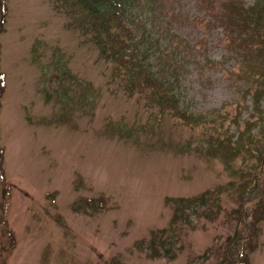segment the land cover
Wrapping results in <instances>:
<instances>
[{"label": "rangeland", "instance_id": "obj_1", "mask_svg": "<svg viewBox=\"0 0 264 264\" xmlns=\"http://www.w3.org/2000/svg\"><path fill=\"white\" fill-rule=\"evenodd\" d=\"M132 1L136 15L127 16L150 31L154 26L152 40L171 45L175 33L190 44L187 49L182 42L177 57L186 53L177 90L188 110L200 115L199 124L182 123L145 95L125 92L112 74L115 63L103 60L90 33L76 25L85 18L77 0H6L0 145L4 180L11 185L6 228L15 245L2 255L0 222V257L4 264H221L238 219L248 213L259 220L247 259L264 264V203L239 198L254 177L263 187L264 97L255 110L243 94L249 76L240 69L248 61L236 60L241 49L230 43L234 33L195 0L177 3L173 13L188 19L181 21L148 0ZM164 1L169 7L174 0ZM202 36L204 49L197 43ZM248 120L260 122L250 125L247 151L228 168L209 136L233 134L235 140ZM214 189L218 206L191 213L189 224L172 222L168 199ZM151 249L160 254L151 256Z\"/></svg>", "mask_w": 264, "mask_h": 264}, {"label": "trees", "instance_id": "obj_2", "mask_svg": "<svg viewBox=\"0 0 264 264\" xmlns=\"http://www.w3.org/2000/svg\"><path fill=\"white\" fill-rule=\"evenodd\" d=\"M148 1L167 12L166 14L171 13L173 20H188L183 15L173 13L180 0L168 1L169 7L164 0ZM195 1L199 8H204L206 13L213 16L215 24H225L224 27L234 33L235 37L228 35L225 39L229 42L231 37L230 43L234 45L233 49L240 47L241 51H234L236 60L239 61L241 57L243 62L246 59L248 61L247 65L240 69L242 74L246 75L248 73L249 76L243 94H249L255 110H259L261 99L264 97V0H255L247 6L244 5L243 0ZM216 1L220 2V8L215 4ZM77 3L81 6V9L85 10V18L77 20L76 25L84 34L90 33L89 38L98 46L99 54L103 60L115 63L112 74L115 77L119 76L124 82L125 92L143 94L151 103L157 104L162 111H167L173 117L179 118L182 123L198 125L200 115H195L188 110V106L181 101V93L177 90L186 53H183L180 58L177 57L184 48L181 43H185L187 49L191 48L190 44L175 33L172 34L174 38H170L171 45L167 43L162 47L161 37L152 40L156 33L154 26L149 23L152 29L150 31L144 22L138 19L139 16H136V19L143 22V24H139L127 16V12L131 16L136 15L131 12V6L134 5L132 0H77ZM149 9L152 10V7L150 6ZM218 13L223 14V17H220ZM6 14V0H0V32L3 30L2 25ZM150 14L151 12L145 14L146 20ZM139 15L141 14L139 13ZM195 18H193V21L194 23L197 21L198 24L200 17L196 16ZM86 19L88 24L85 22ZM172 19L169 18L167 23L169 27H172ZM222 19L228 20V23H224ZM175 41H177L176 45L172 47ZM206 42L207 38L202 36L197 41L198 47L204 49ZM179 47L180 50L175 49ZM153 54L156 57L155 61L151 58ZM254 58L255 63L250 65ZM205 61L206 64L212 63L207 56ZM5 88L6 74L0 67V101ZM259 122L248 120L235 140L233 134L223 138L209 136L211 142L215 143L213 147L214 154L218 153L219 157L227 163L228 168H231V161L236 155L247 151L244 139L249 136L250 125H258ZM234 123L236 129H238V121L235 120ZM3 154L4 149L0 145V222L3 224L1 239L4 240L1 250L2 255H9L14 249L15 238L13 233L6 228V214L10 204L11 185L4 180ZM260 179L254 177L251 180V185H243V190L239 195L242 204L256 199L264 203V180H262V187ZM219 193V189H214L207 190L194 197L168 199L173 206L172 222L176 223L177 220H181L189 224L191 213L200 215L218 206ZM87 202L91 203L92 199H88ZM262 203L257 205L253 210V214L260 211ZM248 216L247 213L246 218L240 217L238 219L236 232L230 237L232 240L231 248L224 254L221 264H249L246 246L255 233L256 222L259 218L253 216V219L250 220ZM159 254L158 250L151 249V256H158ZM0 264H4V258L0 257Z\"/></svg>", "mask_w": 264, "mask_h": 264}, {"label": "bare ground", "instance_id": "obj_3", "mask_svg": "<svg viewBox=\"0 0 264 264\" xmlns=\"http://www.w3.org/2000/svg\"><path fill=\"white\" fill-rule=\"evenodd\" d=\"M171 38H174V37H172V35H171Z\"/></svg>", "mask_w": 264, "mask_h": 264}]
</instances>
